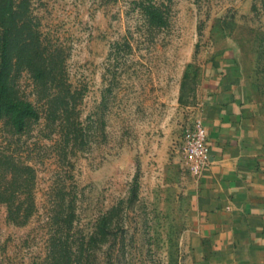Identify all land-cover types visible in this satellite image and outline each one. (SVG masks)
I'll list each match as a JSON object with an SVG mask.
<instances>
[{
  "label": "rangeland",
  "instance_id": "1",
  "mask_svg": "<svg viewBox=\"0 0 264 264\" xmlns=\"http://www.w3.org/2000/svg\"><path fill=\"white\" fill-rule=\"evenodd\" d=\"M16 5L77 93L78 131L48 118L29 70L17 75L41 120L21 133L0 121V264H49L66 232L70 264H200L180 145L202 118L209 70L225 65L256 106L247 132L264 157V0ZM19 209L29 216L13 221Z\"/></svg>",
  "mask_w": 264,
  "mask_h": 264
},
{
  "label": "crops",
  "instance_id": "2",
  "mask_svg": "<svg viewBox=\"0 0 264 264\" xmlns=\"http://www.w3.org/2000/svg\"><path fill=\"white\" fill-rule=\"evenodd\" d=\"M206 76L202 122L213 163L195 185L200 264H264V157L248 137L255 115L236 69Z\"/></svg>",
  "mask_w": 264,
  "mask_h": 264
},
{
  "label": "trees",
  "instance_id": "3",
  "mask_svg": "<svg viewBox=\"0 0 264 264\" xmlns=\"http://www.w3.org/2000/svg\"><path fill=\"white\" fill-rule=\"evenodd\" d=\"M24 70L33 74L40 99L47 106L48 118L61 123L69 134L77 132L78 97L71 84L60 76L61 62L44 46L40 34L23 22L16 0H0V121L18 133L41 120L39 108L23 98L18 90L16 78ZM10 212L13 221L29 216L26 215L29 210H24V215L21 209ZM103 229L107 234L106 225ZM67 235L68 232L60 238H52L49 264H70Z\"/></svg>",
  "mask_w": 264,
  "mask_h": 264
},
{
  "label": "built area",
  "instance_id": "4",
  "mask_svg": "<svg viewBox=\"0 0 264 264\" xmlns=\"http://www.w3.org/2000/svg\"><path fill=\"white\" fill-rule=\"evenodd\" d=\"M180 155L183 167L199 182L213 163L208 132L202 120H198L182 140Z\"/></svg>",
  "mask_w": 264,
  "mask_h": 264
}]
</instances>
